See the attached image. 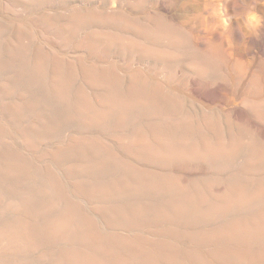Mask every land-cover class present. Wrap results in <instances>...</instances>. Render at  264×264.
<instances>
[{"label": "rangeland", "instance_id": "obj_1", "mask_svg": "<svg viewBox=\"0 0 264 264\" xmlns=\"http://www.w3.org/2000/svg\"><path fill=\"white\" fill-rule=\"evenodd\" d=\"M233 2L235 6L232 7ZM149 5L150 20L155 22L157 4L151 0ZM163 6L168 22L173 25L169 27L176 33L178 41L153 42L151 48L159 55L83 49L80 45L84 43L85 35L70 30L51 36L39 33L33 40L64 44L40 58L45 60V71L49 75L53 69H58L72 75L76 78L74 89L80 87L79 81L87 71L102 74L109 83L118 81L121 91L131 87L145 100H158V107L135 113L133 125L126 127L125 132H131L132 128L183 131L185 127H191L198 139L206 134L213 140L221 133L222 136L242 138L248 144L264 146V0H163ZM134 8L141 11L137 4ZM250 11L262 18L259 26L249 24L245 13ZM8 39L3 35L0 42ZM0 50V239H3L0 240V251L4 250L0 252V264H61L68 252L90 249L108 264H224L216 258L224 251L237 257L245 250L251 254L264 253V236H226L219 240L212 237L213 233L229 228L244 215L242 211H234L218 216L215 211L224 197V190L212 187L216 180L227 183L233 171L250 158L248 152L244 150L233 161L222 160L227 164L193 158L171 160V165L170 161H140L131 149L118 152L110 140H104L108 143L107 148L102 150L91 145L90 150V145L86 146L82 141L99 134L114 140L117 131L113 127L101 131L96 126H84L75 114L72 115V109L65 101L62 103L53 98L31 68L39 54L30 52L24 58L20 54L13 55L20 57L14 61V57H10L12 52ZM18 105L23 107L16 109ZM25 107H28V113ZM21 111L27 116L23 117ZM187 118L194 122L189 124ZM74 138L78 146H71L70 140ZM110 153L118 166L105 161L104 155ZM87 159L90 160L88 163ZM87 164L91 168L84 171ZM122 165L130 170H124ZM73 166L75 170L79 167L83 171L74 173L70 169ZM257 174L264 175L263 163ZM142 180L146 185L150 183L146 189L90 203L82 198L84 194L78 193L83 192L79 189L84 183L114 190L123 183L138 185L136 182L143 183ZM151 186L158 187L153 189ZM135 209L136 219L128 216ZM103 212H117L125 220L111 222ZM66 222L73 223L70 231L76 229L77 233L76 225L87 230L90 239L79 240L82 236L79 233L67 237L49 233L52 226ZM141 229L147 232L141 234ZM24 230H28L33 243L21 240ZM233 262L257 264L246 257Z\"/></svg>", "mask_w": 264, "mask_h": 264}, {"label": "bare ground", "instance_id": "obj_2", "mask_svg": "<svg viewBox=\"0 0 264 264\" xmlns=\"http://www.w3.org/2000/svg\"><path fill=\"white\" fill-rule=\"evenodd\" d=\"M150 1L151 0H0V37L5 35V36H7V39H8V37L10 38V40L8 39L9 41H7V42H5V41L0 42V49H2V48L5 50L7 49L8 53L10 52V54L12 52L13 54L11 56L8 55L11 58L13 55L16 56L19 54L21 56H23V58H24V55H27L30 52H36L37 54H39L38 60L35 61V63H33V65L31 64L32 65L31 68L33 69V71L35 73L34 75H36V77H38L39 81L41 82V85L42 84L45 85L46 89L48 88L49 92L52 93V95L54 96L53 98H55L56 100H60V102H62V103H63V101H65V103L68 104V107L69 106L71 107L72 110L71 109L70 110L73 112L72 115L75 114L77 117L76 119L77 120L79 119L84 124V126H86V127H88L90 125L96 126L101 131L111 129V127H113L117 131V132H114L115 138H114V140L112 139L113 141L111 139H108L107 137L101 136V134H99V136L96 135L97 137L89 136V138L86 140L84 138L83 140H85V141H82V142L86 146H87V144L90 145L89 146L90 150H91V148H90L91 145H97L96 147L99 146L103 150V149L107 148L106 146L108 144L104 140H110L111 144L113 142L112 145L116 148V150H118V152H122L123 150L127 151L128 149H131L135 155V158L140 159V161L141 160H149L152 162H155V161H157V162H161V161L169 162L170 161V163H172L171 160L201 158L204 160H208V161L212 160L213 162L216 161L217 163H225V164H227V162L222 161V160L233 161V159H236V157L241 152L244 153V150H245V152H248L250 154V158H247L246 162L241 163V166H239L237 168V170L233 171L234 174L229 179V181H227V183H225V181L216 180V182L214 183V185L212 187L213 189L216 188L217 190H224V192H223L224 197L222 198V201L220 202V204L217 205V209L215 211V213L218 216H225V215H227L231 212H234V211H242V212H244V215L241 218L235 220L234 224H230L231 226L229 228H227L225 230L218 231L216 233H213L212 237L218 238V240H219V238L226 237V236H229V237L230 236H242V237H256V238L264 236V175L262 176V175L257 174L259 169L262 167V163L264 164V146L263 145L248 144L242 138H237V137L232 138L230 135H225V136L223 135L222 136L221 133H219V136L213 140L212 139L210 140L209 138H207L206 134L204 136H201V138L198 139L196 137L195 130L192 129L191 127H189V128L185 127L186 131L185 130H183V131L172 130V128H170L171 129L170 130V129H164V128H158V127H148L144 130L138 129V128H136V129L132 128L131 132H129V131L125 132L124 129L126 127H130L131 125H133V122L135 120V118H134L135 113H137L139 111L142 113L144 110H146L148 108L158 107V104H159L158 100H152V101H150V100L148 101V99L145 100L143 98V96L136 89H132L131 87H128L125 91H121L119 89L120 85H118L119 84L118 81H112V83H109V81H108L109 79L107 80L104 77V75H102V74L87 71L86 73H84V76H82L83 80L79 81L80 87L74 89L73 83H76L75 82L76 78H74L71 74H70L71 76H69V75L64 74L63 72H60L58 69H53L48 75V73L45 71V66H44L45 60L43 61L40 58L43 57L44 54L51 53L54 48H55V50H56V48L60 49V47L64 46V44H62V45L56 44L55 45L54 43H52V41L40 42L37 40H33V38L36 37L39 33H41L42 35H45V36L46 35L51 36V35H56L59 32L70 30V31L82 33L85 35V41H84V43H82L80 45V48L96 49V50H101V51H118V52L136 53V54H138V53L142 54L143 53V54L148 55V56H154L157 54V53H155V50L153 48H151V44H153V42H159L160 40H165V39L172 40L173 42L178 41L176 33L170 29V27H173V25H172V22H168V16H167L166 10L163 6V0H155V2L157 4V9H158L157 20L155 22H152L150 20V11H149ZM234 2L231 3L230 6H232V7L235 6ZM135 4H137L140 7L141 11H139V12L136 11V9L134 8ZM236 8H238V7H236ZM151 10H153V9H151ZM48 11L51 12V14H48L47 13ZM178 14H176V15H178ZM53 38H55V37H53ZM159 44H160V42H159ZM251 49H253V48H251ZM0 52H1V50H0ZM247 52H250V51H247ZM157 55H159V54H157ZM260 55L262 56V54H260ZM15 58L16 57H14L13 60ZM18 58H20V57L18 56L15 60H19ZM23 58H21L20 60H22ZM261 61H262V59H261ZM181 62H183V61H181ZM262 62H264V61H262ZM47 69H48V67H47ZM118 69H119V67H118ZM62 71H63V69H62ZM130 71L131 70H129V72ZM122 72H124V71H122ZM18 77H20V76H18ZM33 80H34V78H33ZM12 86H13V84H12ZM163 86H165V85H163ZM13 88H16V87L13 86ZM9 90L11 91V89H9ZM165 92H166V90H165ZM31 102H33V101H31ZM29 103H30V101H29ZM31 105H32V103H31ZM37 105L38 104H36V106ZM21 107H23V106L18 105V107H16V109L19 108V110H20ZM28 107H29V105H28ZM31 107H34V106H31ZM25 108H23V110ZM32 109H34V108H32ZM71 111H69V112H71ZM233 111H236V109L233 108ZM28 112L29 111L27 109L26 113H28ZM30 112H31V109H30ZM160 112H162V111H160ZM24 113H25V111H24ZM24 113L22 116L23 117L27 116V114L24 116ZM16 114L20 115L19 113H16ZM176 116H178L177 113H176ZM189 117H190V115H189ZM195 117H194V119H196ZM197 119H199V118H197ZM193 122H194V120L188 119L189 124H192ZM45 125H47V124H45ZM50 131H52V130H50ZM45 132H47V128H46ZM244 136H246V135H244ZM240 137H242V136H240ZM77 140H79V139H77ZM82 142H80L81 145H83ZM70 143H71V146H78V145H76L77 141L75 138L71 139ZM86 146H84V147H86ZM96 147H94V148H96ZM86 150H88V149H86ZM115 153H117V152H115ZM104 156L107 157V159L104 158L105 161H109L110 163L114 162L115 166L117 165L116 161L113 159L114 156L111 153L109 155L107 154ZM83 157L86 158L88 156H83ZM74 158H72V159H74ZM69 159H71V158H69ZM89 159H91V158H89ZM242 159H244V158H241V160ZM89 161L90 160L87 159L86 163H88ZM92 162H94V161H91V163ZM110 163H109V165H111ZM126 164H127V162H126ZM83 165H84V163H83ZM83 165H80V167H82ZM90 165H88L89 167L83 166L84 169H83V167H82V169L84 171L87 170V168L90 169L91 168ZM92 165L95 166V163L94 164L92 163ZM171 165H173V163ZM160 166H161V164H160ZM164 166H166V164ZM10 167H12V166H10ZM121 167L126 171L130 170L129 168L126 169L125 167H123V165ZM126 167H127V165H126ZM75 168H77V170L79 172H81V170H82V169L80 170L79 167H75ZM70 169L74 170V173L77 171L74 169V166H73V169H72V167ZM166 169H168V168H166ZM159 170H161V168ZM158 174H160V173H158ZM151 176H152V174H151ZM134 178H136V177H134ZM125 179H126V177H125ZM145 180H147V178H145ZM131 181H132V179H131ZM136 183H138V185H132V183H123L122 185L115 188L114 190L102 189V186H100L101 188H96V187H94L95 185L92 186V185H89L88 183L87 184L84 183L85 185L81 186L79 189V190H82L83 192L80 193L78 191V193L81 195L84 194V196H82V198L85 197L88 200V202L90 203V201H95V200L102 199L105 197L112 198L111 196H113V195L116 196V195L134 193V192H137V191L145 188L146 186H148L150 184L149 183L146 185V181H143V183L142 182H136ZM158 184H160V183H158ZM169 186H171V185L169 184ZM151 187L153 188V186H151ZM159 189H161V188H159ZM163 189L165 190L166 188L164 187ZM168 190H170V189L168 188ZM171 190H172V188H171ZM194 190H196V189H194ZM155 193H157V192H155ZM13 195H15V194H13ZM188 195L189 194H187V196ZM183 206H184V204H183ZM169 207H171V206H169ZM140 209H141V207H140ZM171 211H172V209H171ZM252 211H256V212H252ZM135 212H136V209L134 212H130L128 214V216L135 218L134 217ZM45 213H47V212H45ZM104 213L105 212H103V214ZM106 214H104V216ZM106 216H108V219L111 222H120L122 219H124L117 212L108 213ZM156 217H158V216H156ZM126 218H128L127 215H126ZM73 221L74 220H72V222ZM148 221H150V220H148ZM18 224L19 223H17V225ZM72 224L70 222H66V224L63 223L61 225H54V227L52 226V229L48 230V231H49V233H51L53 235H60L61 234V236L63 235L66 237L76 235L77 233H79L80 234L79 236L82 235L81 237H78L79 240L81 238H82V240H85V241L90 239L89 238L90 235L86 232L87 230L84 231L83 229L78 228L77 225H76L77 233H76V229L71 228L72 231H70L69 227L70 226L72 227L73 226ZM120 225H122V224H120ZM120 225H119V227H120ZM135 228L136 227H134L133 230ZM146 229H141L140 230L141 234L147 232ZM164 229H167V228H164ZM27 231H25L24 233L22 232L23 234L21 235V240L23 239L26 242L28 241L30 243H33L34 241L31 238L32 236L29 235V233ZM162 232H163V230H162ZM141 234H139V235H141ZM170 234L172 235L173 233H170ZM196 237H197V235H196ZM7 238H8V236H7ZM92 238L93 237H91V239ZM0 240H3V239H0ZM4 244H5V242L2 243L3 247H4ZM127 244L128 243H126V245ZM133 244H134V242H133ZM133 244L131 243V245H133ZM3 247H2V249H3ZM135 247H137V246H135ZM177 247H179L178 244H177ZM136 249H133V250H136ZM1 251L4 252V250H1ZM99 251H101V250H99ZM102 251H103V249H102ZM97 253H98V251H97ZM98 255H99V253H98ZM236 257H237L236 255L227 254L224 251V253H221V254L218 253L216 258L219 262L224 263V264L225 263L229 264L231 262H232L231 264H233L234 263L233 261H236L237 259H241V257H246V260H249V261L257 263V264H264V253H261V254H254L253 253V254H251L249 250H245L244 253L239 254V257H237V258ZM248 257H259V258L252 259V258H248ZM100 258L101 257H97V254H95L94 251H91V249L90 250H81V251L76 250V251L68 252L66 254L65 260H63L61 262V264H108V263H105L104 261L101 260L103 257L101 259ZM134 258H135V256H134ZM115 259H117V258H115ZM129 260H131V259H129ZM136 260H137V258H136ZM123 261H124V259H123ZM139 261L143 262L144 260L143 261L139 260ZM145 261H146V259H145ZM146 263H147V261H146Z\"/></svg>", "mask_w": 264, "mask_h": 264}, {"label": "clouds", "instance_id": "obj_3", "mask_svg": "<svg viewBox=\"0 0 264 264\" xmlns=\"http://www.w3.org/2000/svg\"><path fill=\"white\" fill-rule=\"evenodd\" d=\"M246 18L249 22V24L254 25V26H259L262 22V18L258 16L255 12H247L245 13Z\"/></svg>", "mask_w": 264, "mask_h": 264}]
</instances>
